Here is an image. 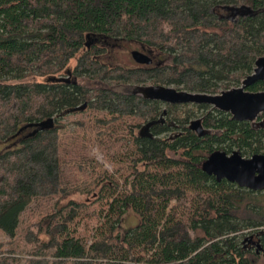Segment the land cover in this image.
Masks as SVG:
<instances>
[{
    "label": "trees",
    "instance_id": "1",
    "mask_svg": "<svg viewBox=\"0 0 264 264\" xmlns=\"http://www.w3.org/2000/svg\"><path fill=\"white\" fill-rule=\"evenodd\" d=\"M117 41L163 59L108 66ZM260 57L264 0H0V264H260L264 189L202 164L264 155V112L237 122L193 105L199 136L193 108L139 92L220 94ZM73 113L88 120L67 133ZM127 210L139 223L122 232Z\"/></svg>",
    "mask_w": 264,
    "mask_h": 264
},
{
    "label": "water",
    "instance_id": "2",
    "mask_svg": "<svg viewBox=\"0 0 264 264\" xmlns=\"http://www.w3.org/2000/svg\"><path fill=\"white\" fill-rule=\"evenodd\" d=\"M132 60L139 65H149L152 59L139 51L131 53ZM257 82L264 83V57L255 61L252 74L248 75L239 87L222 91L220 94L191 93L178 91L171 87L152 85L141 87L139 92L150 101L169 105H208L231 115L237 122H255L264 112V91L250 92L248 87ZM190 129L202 136L204 130L201 121L194 120ZM202 170L214 176L217 182L226 180L240 188L258 192L264 189V155L256 154L249 158L242 157L238 151L226 154L217 151L202 164Z\"/></svg>",
    "mask_w": 264,
    "mask_h": 264
},
{
    "label": "rangeland",
    "instance_id": "3",
    "mask_svg": "<svg viewBox=\"0 0 264 264\" xmlns=\"http://www.w3.org/2000/svg\"><path fill=\"white\" fill-rule=\"evenodd\" d=\"M111 46L112 47L109 48L108 53L105 54L104 57H102L103 58L102 61L111 67L122 66L125 68H136V67L147 68L145 65H139L132 60L131 53L133 51H139L140 53H143V54L147 55L148 57L152 58L153 61L155 60L154 66L156 65V63L159 62V60L163 59L159 53H153L151 51L148 52L144 48H142L140 45H137L134 43L117 41V42H111ZM150 85L151 84H146L145 86L141 85L139 87H147ZM166 87H171V88L177 89L174 86H166ZM233 88H236V87H233ZM118 89L123 90L124 88H118ZM193 105L194 104H187L186 106L193 108ZM193 111H194L196 116L191 120V122L194 120L200 121L201 113L196 111V109H194V108H193ZM76 120L86 121L88 119L86 118V114L73 113V114H67L66 116L62 117L60 121H61V124L64 125L65 131L67 133H70L75 128L74 122ZM203 130H204V128H203ZM8 143L9 142L0 144V152L8 147V145H9ZM92 154L94 155V157L96 158V160L100 164H103L104 167L108 171L112 172V167L110 166V164H107L105 162V158H104V156L101 153L99 148H97V147L94 148V150L92 151ZM138 223H139V218L137 217V215L133 211L127 210V212L124 215L121 223L119 224V230L124 232L130 228H134L135 226L138 225ZM22 227H24V226H22ZM2 240L5 242L6 238L2 237ZM259 263L264 264V256H261L259 258Z\"/></svg>",
    "mask_w": 264,
    "mask_h": 264
}]
</instances>
